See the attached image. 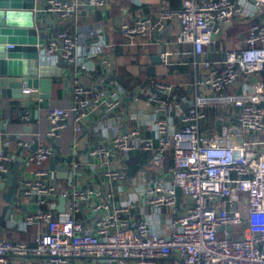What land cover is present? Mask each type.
Returning a JSON list of instances; mask_svg holds the SVG:
<instances>
[{
  "label": "built area",
  "instance_id": "obj_1",
  "mask_svg": "<svg viewBox=\"0 0 264 264\" xmlns=\"http://www.w3.org/2000/svg\"><path fill=\"white\" fill-rule=\"evenodd\" d=\"M109 1L45 0L34 9L56 27L54 35L37 46L40 64L64 62L95 84L87 87L74 80L72 107L48 109V129L42 137L36 134L35 150L17 141L29 150L15 195L19 203L36 197L38 208L21 219H9L7 226L20 232L35 226L37 232L33 246L0 237V264H6L8 255L36 257L40 264H158L169 259L176 264H264V0H180L176 11L161 10L133 22L102 18L75 31L69 28L78 9L104 16ZM130 2L139 6L142 0ZM105 20L126 46H147L148 35L177 22L176 42L193 46L196 82L209 95H196L183 109L174 101L183 85L153 82L151 91H145L147 108L132 113L136 127L127 128V115L119 110L129 93L130 103L138 96L116 80L110 57L115 46L106 39ZM243 22V47L224 50L219 61L207 58V48L226 26ZM169 55L161 54V63L167 65ZM236 88L239 93H233ZM21 94L40 99L38 90L26 85ZM211 108L220 124L200 131L199 123ZM21 117L30 119L26 113ZM69 128L72 178L80 174L98 181L58 190L54 172L44 164L57 155L53 144ZM140 128L150 136L143 137ZM80 136L86 139L83 153L77 148ZM133 152L146 158L132 191L125 183ZM168 152L171 165L166 167ZM81 158L87 159L84 166L78 162ZM13 162L0 148L2 177ZM30 164L37 168L28 172ZM59 197L65 204L57 216ZM81 213L87 226L77 218Z\"/></svg>",
  "mask_w": 264,
  "mask_h": 264
},
{
  "label": "crops",
  "instance_id": "obj_2",
  "mask_svg": "<svg viewBox=\"0 0 264 264\" xmlns=\"http://www.w3.org/2000/svg\"><path fill=\"white\" fill-rule=\"evenodd\" d=\"M43 0H37L35 8L38 10L42 5ZM180 8V0H142L141 5H133L130 0H110L108 11V18L112 19L115 17H121L127 22H133L135 19L142 17L154 16L158 11L170 10L176 11ZM73 23L70 24V29L75 31L76 29L87 27L94 20H96L93 10L80 8L77 14L74 16ZM106 19V18H105ZM105 29V36L108 41L114 44V52L110 55L112 60L115 62V73L116 80L123 84L127 90H134L137 101L130 103V105L122 106L120 112L122 115H127L126 127H136L135 121L131 118V114L137 112L138 109H145L147 105L144 103L146 100L145 91H151L149 86L153 82H162L164 84L170 85H183L179 93H177L174 101L178 103L183 109L187 106V102L193 99L196 95L203 96L209 95V92L204 86H199L196 82V77L194 75V67L192 65L193 46L191 44H179L176 42V35L179 33L180 26L177 22H169L162 33L156 35H148L145 43L147 46L136 45V46H126L123 43V38L121 34L113 28L110 20H105L103 22ZM38 39L46 40L53 36L56 27L54 23H50V19L44 17L38 21ZM247 32L246 23H232L228 24L219 37V40L215 44L207 48V58L210 60L219 61L222 59L224 50H236L244 45V35ZM149 43V45H148ZM151 43V44H150ZM170 54L168 56V64L164 65L159 61L158 64L153 65L152 59L156 55H161L163 53ZM38 66L41 69H32L37 73L36 77L38 79L46 78L53 81H57L56 84L51 85V97L47 100V106H43L41 99L34 98H24L21 97H8L5 95L2 97L0 93V148L4 150L5 153L10 155L13 159V164L22 159L20 163L19 173L22 168H24V161L28 150H33L32 147L36 146L35 137L38 134L42 137L46 130L48 129V121L46 118L47 111L50 108H70L73 105V96L71 88L75 79L87 87H92L95 84L93 79L84 75H76L74 69L64 62H59L54 65H43L39 62L38 56ZM153 67V68H152ZM99 68V67H98ZM151 68L153 69L151 71ZM152 73H150V71ZM40 72V73H39ZM264 76V74H263ZM24 84L22 85V87ZM39 92L38 88H36ZM240 89H234L233 93H239ZM131 98V94L127 95ZM40 98V97H39ZM233 110H235L233 108ZM26 113L30 117L29 120L22 119L21 114ZM217 111L211 108L207 111V118L199 123V130L203 131L210 124L213 128H218L217 126ZM235 115V114H234ZM177 124L179 121L176 119ZM232 122L237 124L235 116H232ZM140 133L143 137H149L150 133L145 128H140ZM42 139V138H41ZM96 142V138L92 139ZM17 141H23L30 143L31 146L28 150L17 145ZM86 139L80 136L79 145L77 146L78 152L83 153V148L85 146ZM55 144L58 147L57 154L63 159H69L72 157L73 150V132L72 129L61 133L60 137L56 140ZM166 167L171 165L169 160L170 152L166 154ZM146 154L141 152H133L130 155V163L127 173V180L125 183L127 190H132L139 184V179L137 176L138 171L144 167ZM78 162L84 166L87 163V159L81 158ZM44 166L49 168V161H47ZM35 165H28V172L36 169ZM49 171V169H48ZM55 173V172H54ZM54 183L58 190H68L72 187H84L88 185H95L97 179L94 177H89L88 175L78 174L76 177L72 178L69 182L66 178H58L55 174ZM135 177L137 182H132L131 178ZM3 179L5 177H2ZM5 191H0V215L3 208L7 205L4 200ZM183 199L180 198V202ZM26 203L27 207L33 205L32 198L27 199L26 202L21 201L17 206L15 205L14 210L9 219L18 218L21 219L25 214L30 213L28 210H23L20 204ZM58 205V199L56 201ZM56 205V206H57ZM10 206V204H8ZM56 208V207H55ZM56 214L62 213L56 210ZM78 219L82 220L85 225V220L83 214L77 216ZM8 222V221H7ZM7 222L3 227L0 226L1 232L0 237L8 240H19L27 244L28 246L34 245V239L36 236L37 228L35 226H30L26 231L20 232L15 228L9 229ZM159 224L163 225V220H159ZM87 226V224L85 225ZM159 226V225H158ZM160 227V226H159ZM6 264H40V261L36 257H16L8 255L5 258ZM176 264L174 259H169L166 261H159L158 264ZM85 264H106L104 261H87Z\"/></svg>",
  "mask_w": 264,
  "mask_h": 264
},
{
  "label": "water",
  "instance_id": "obj_3",
  "mask_svg": "<svg viewBox=\"0 0 264 264\" xmlns=\"http://www.w3.org/2000/svg\"><path fill=\"white\" fill-rule=\"evenodd\" d=\"M45 0L42 1L44 3ZM37 0H0V93L2 97H21L22 85L40 91V99L43 106H47V100L51 97V85L57 81L42 78L38 79L32 69L39 68L38 66V45L43 44V40L38 39V21L45 15L34 14ZM96 20L108 18V14L102 16L97 10H93ZM163 53V51H161ZM160 55H156L152 59L153 65L158 64ZM153 68V67H152ZM151 68V71L153 70ZM150 71V70H149ZM150 71V73H152ZM40 73V72H39ZM154 92V90H152ZM172 97H169L171 100ZM131 98L126 97L125 103H128ZM264 106V104H261ZM217 121V126H219ZM33 150L36 146L32 147ZM53 149L58 152V147L53 144ZM22 159L16 161L10 173L3 179L0 175V191L4 193V200L7 205L3 208L0 215V226L3 227L9 220L15 205L19 201L15 195V188L18 182V174ZM70 161L63 159L58 154L49 160V171L55 172L58 178H66L69 182L72 180V173L69 171L68 164ZM33 205L27 207L26 203L20 204L23 210H28L33 213L37 210L35 204L36 197L32 198ZM10 204V206H8ZM65 199L58 198L56 210H64Z\"/></svg>",
  "mask_w": 264,
  "mask_h": 264
},
{
  "label": "trees",
  "instance_id": "obj_4",
  "mask_svg": "<svg viewBox=\"0 0 264 264\" xmlns=\"http://www.w3.org/2000/svg\"><path fill=\"white\" fill-rule=\"evenodd\" d=\"M17 241H19V240H17ZM20 242H22V241H20Z\"/></svg>",
  "mask_w": 264,
  "mask_h": 264
}]
</instances>
